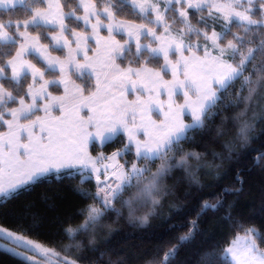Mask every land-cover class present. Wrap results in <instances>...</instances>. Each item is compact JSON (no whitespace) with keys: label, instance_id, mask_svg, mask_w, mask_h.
I'll return each instance as SVG.
<instances>
[{"label":"snow or ice","instance_id":"6c2138e0","mask_svg":"<svg viewBox=\"0 0 264 264\" xmlns=\"http://www.w3.org/2000/svg\"><path fill=\"white\" fill-rule=\"evenodd\" d=\"M18 10L25 14L23 18L5 15ZM126 11L143 22L118 20V15ZM197 14V25L203 27L192 23ZM209 18L214 24L223 21L221 31L214 27L208 31ZM177 23L180 27L173 34ZM157 28L163 33L158 35ZM101 30L107 31L106 37L100 35ZM125 34L123 43L116 39V35ZM193 36L195 42L185 40ZM141 37L151 38L150 42L142 43ZM42 39L48 43H41ZM90 40L97 45L95 59L88 56ZM210 48L217 54L212 55ZM65 49L63 58L52 55ZM118 59L127 60L128 67L121 68L116 64ZM149 63L159 64V68L148 67ZM70 71L80 77L87 74L89 80L95 75V91L85 96V88L80 85L70 91ZM168 74L171 79H165ZM61 85L63 95L49 91ZM128 93L136 98L129 101ZM162 94L167 95V102L160 99ZM179 95L183 96L182 104L177 103ZM85 107L90 113L86 119L79 115ZM54 110L60 115L54 116ZM41 112L43 115L38 114ZM153 112L163 115L160 123L152 119ZM185 114L191 116V123H185ZM259 121H264V0H0V127L7 129L0 132V237L24 249L16 254L27 264H77L81 259L62 256L55 248L26 238L39 235L42 218L35 213L29 217L21 211L14 230L5 226L7 203L42 182L47 173L79 166L81 173L90 172L82 176L89 182L91 173H97L95 193L88 188L73 189L82 199L100 204L82 209L83 222L64 230L66 236L87 239V244L78 241L74 245L79 252L94 248L107 213L123 219L126 210L130 223L139 221L142 225L157 210L162 214L170 197L179 200L182 189L186 199L188 189L203 187L197 173L206 167H219L216 160L231 159L238 144L247 146ZM141 133L143 140L139 138ZM121 134L127 135L125 152L130 153L134 146L138 161L159 160L160 166L152 172L147 164L133 163L128 169L117 165L113 178L101 182L96 165L103 159L115 160L120 152L93 158L86 144L89 140L103 144ZM201 141L203 151H186L183 147ZM209 156L211 161L206 159ZM255 163L264 171V153L255 158ZM236 179L242 186L239 173ZM222 206L219 198L216 203L202 202L196 218L187 224V233L176 237L162 257V246L158 245L150 259L110 257L97 264H133L134 259L142 264H177L181 249L200 234L201 217ZM31 207L26 206V210L30 212ZM173 210L179 214L181 206L173 203ZM140 212L145 214L138 216ZM226 219L237 226L231 213ZM184 226L177 222L169 230ZM258 240L264 243V233L250 227L221 251H217L218 245L201 251L196 264H264ZM16 248L10 250L15 252ZM29 250L31 255L27 254Z\"/></svg>","mask_w":264,"mask_h":264},{"label":"trees","instance_id":"16d2710c","mask_svg":"<svg viewBox=\"0 0 264 264\" xmlns=\"http://www.w3.org/2000/svg\"><path fill=\"white\" fill-rule=\"evenodd\" d=\"M5 15L15 19L17 17L23 18L25 14L22 10H18L15 14L8 13ZM134 16L131 11L122 12L118 15L120 18L137 20L138 17L134 18ZM72 27L76 26L72 25ZM77 29L81 30V28ZM217 29H219V26H217ZM42 40L48 43L47 40ZM126 62L128 65V61ZM160 63H162V60ZM132 66L139 67L140 65L133 64ZM148 66L159 68V64L156 63H149ZM84 80L85 78H82L79 82L83 84ZM93 88L89 86L85 89V92L89 93ZM216 120L218 122L219 117ZM250 137L247 146L238 144L235 147L231 159L216 160L215 165H219V167L212 166L211 169L206 167L197 173L203 187L193 186L188 189L190 195L186 199L183 198L182 189L179 200L170 197L162 214L157 210L156 214L149 217L147 223L142 225L139 221L130 223L127 219L126 210L123 219L117 218L114 213H107L106 218L102 219V228L96 234L94 248L85 247L82 251L77 252L74 245L78 241L87 244V239L82 236L76 238L66 236L64 231L69 227L76 228L83 222L85 217L81 214V210L86 209L89 204L100 207L98 202L91 199H82L73 190L76 187L88 188L91 193L98 190L96 187L97 181L92 175L90 182L82 179V176L87 177L89 175L86 172L81 173L68 169L59 173L47 174L42 178V182L26 192L22 191L18 199L7 203L9 215L7 218L8 223L5 226L10 230H14L16 217L21 211H24V214L29 217L33 213L39 215L42 218V226L38 229L39 235L27 237L38 240L50 248H55L71 259L81 257L77 260L78 264H97L101 260L106 262L110 257L116 259L117 257L127 258L132 256L135 258L136 256H145V258L150 259L156 246H162V257L163 253L175 244L176 237L187 233V224L196 218V213L200 211L202 202L216 203L218 198L222 199V207L214 212L208 211L201 217L200 234L190 244H186L177 257V264H196L201 251L211 249L217 245L219 246L217 251H221L228 247L238 235H244L250 227L264 233V171L255 163V158L264 153V121L256 123L255 130L250 134ZM205 139L207 138L205 137ZM197 140L199 141L200 138L197 137ZM125 145L126 138L121 134L107 142L103 149L109 154ZM183 147L186 151L195 150L199 152L203 151L204 145L201 141L192 145L184 144ZM216 150L220 151L218 147ZM225 156H227V153H225ZM178 158L179 156L176 157V159ZM124 159H128L127 163L131 164L135 161L136 156L131 151L130 153L127 152ZM206 159L208 161L212 160L211 156ZM139 162L141 166L147 164L152 172H155L161 163L159 160L154 163L142 160ZM209 171L211 174H205ZM68 173H72V175H68ZM237 173L243 179L242 186L236 179ZM240 187H242L240 192L226 193L224 191L226 188ZM45 197L49 199L45 200ZM173 203L181 206L179 214L174 210L170 211ZM28 205H32L30 212L26 210ZM229 205H232V207L229 208ZM115 207H119V204H115ZM229 213H231L232 220L237 222L236 227L226 219ZM144 214V212L138 213V216ZM177 222L183 223L185 226L169 230L170 225ZM257 243L259 249L264 250V243L259 240ZM62 248L64 251H61ZM101 253H103V256H101ZM0 264H27V262L24 261V258L0 247ZM133 264H142V262L134 259Z\"/></svg>","mask_w":264,"mask_h":264},{"label":"rangeland","instance_id":"374dc122","mask_svg":"<svg viewBox=\"0 0 264 264\" xmlns=\"http://www.w3.org/2000/svg\"><path fill=\"white\" fill-rule=\"evenodd\" d=\"M161 7H163V4H161ZM80 14H82V11H81ZM169 15H171V14H169ZM199 15H200V14H197V16H196L195 18L192 19V23H193L194 26H197V27H203V25H197V20L199 19ZM203 15H204L205 17H207V11H205V12L203 13ZM136 17H137V16H134V18H136ZM117 19H118V20H121V21L128 22V23H135V24H140V23L143 22L139 17H138L137 20H132V19H131V20H128V19H125V17H123V18L117 17ZM208 23H209V25H210V27H209V29H208L209 32L212 30L213 27L215 28V30H216L217 32L221 31V25H222V23H223L222 20L214 24V23L212 22V20L209 18ZM217 26H219V29H217ZM179 27H180L179 23L173 25V29H172L173 34H175L176 30H177ZM76 30H77V31H80V30H78V29H76ZM89 31H90V29H89ZM233 31H237V29L234 28ZM162 33H163V29H162V28H157V34L159 35V34H162ZM33 35H35V34L33 33ZM100 35L106 37V36H107V31H106V30H101ZM69 38H71V37H69ZM116 39H117V40H120V42L123 43L125 40H127V35H126V34L123 35V36H121V35H116ZM150 39H151V38H149V39H144L143 37H141V42H142V43H149V42H150ZM196 39H197V38L194 37V36L191 37V38H189V37H185V40H186V41L191 40L192 42H195ZM228 39H231V37H228ZM199 42H200L201 44L204 43L203 39H200ZM41 43H45V42H44L43 40H41ZM89 45H90V50L88 51V56H89V57H92V58L95 59V57H96V48H97V45H96V43H95L94 40H90V41H89ZM152 46L155 47L156 45L153 44ZM133 49H134V42H133ZM209 50L212 52V55H216V54H217L216 51L212 50L211 48H210ZM66 54H67V50H66V49H65L64 51H53V52H52V55H53V56H60L61 58H63ZM199 54L202 56V55H203V52L201 51ZM186 55H187V53H186ZM28 58L31 59V57H28ZM77 59H81V57H77ZM173 59H175V57H173ZM225 59H228V57H225ZM126 61H127V60H119V59H118V60H116V64L120 65L121 68H126V67H128ZM33 62H35V61L33 60ZM125 63H126V64H125ZM162 63H163V61H162ZM38 66H40V65H38ZM94 66L97 67L98 71L101 70V69L99 68L98 65H94ZM148 67H150V66H148ZM104 71H106V69H104ZM57 75H59V74L57 73ZM46 78H51V77H46ZM82 78H85V80H84V83H85V84H84V83L82 84V83L79 82V80H82ZM100 79H101V81H103V79H104L103 75L100 76ZM165 79H171V75L168 74L167 76H165ZM29 83H31V80H30V79H29ZM95 84H96V76H95V75H92L91 79L89 80L87 74H85L84 77H80L79 74L76 73L75 71H70V73H69V84H68V88H69L70 91H74V90H75L74 85H80L81 87H84L85 89H86L87 87H89V86H90V88H93V87H94L89 93L84 92V95H85V96H88V95L91 94V92L95 91ZM84 85H85V86H84ZM49 91H52L54 95H63V94H64V86L61 85L58 89H55V90H54L52 87H50V88H49ZM135 98H136V95H135V94H133V93H128V94H127V99H128L129 101H132V100H134ZM160 99L163 100V101H165V102H167V95L162 94V95L160 96ZM176 99H177V103L182 104V103L184 102V99H183V96H182V95L177 96ZM38 114H39V115H43L42 112H41V113H38ZM89 114H90V113H89V110H88V108H86V107H85V108H81V109L79 110V115H80L81 117H84L85 119L87 118V116H88ZM53 115H54V116H59V115H60L59 110H54V111H53ZM151 115H152V119L155 120L157 123H160V121H162L163 118H164L163 115H162L161 113H159V112H153ZM184 121H185V123H191V116L188 115V114H185V116H184ZM137 123H139V120H137ZM4 131H7L6 127H0V132H4ZM123 135H124L125 138H126V144H127V143H128L127 135H126V134H123ZM115 138H116V137H114L113 139H115ZM139 138H140L141 140H143L145 137H144L143 134L141 133L140 136H139ZM113 139H112V140H113ZM107 142H109V141H106L105 143L102 144L99 140H89V141L87 142V144H86V151H87V153H88L90 156H92L93 158L101 157V156H102V157H105V158H106V157H111L112 154H113L114 152H117V151L120 152V155L117 156V157L115 158V160L103 159V160H101L100 163H98V164L96 165L97 168L99 169V173H98V175H99V179H100L101 182H104V181H106V180H111V179L113 178V177H112V172H113V169L116 168L117 165H124L125 169L130 168L131 165H132L133 163H137L139 166H141V165H140V162H139L140 160L138 161L137 159H135V161H134L133 163H131V164H128V163H127L128 159H127V160L124 159V156L127 154V152L124 151V146H123L122 148H120V149L115 150L113 153H109V154L106 153V152L104 151L103 147H104V145H105ZM132 151H133L134 154H135V148H134V146H133V148H132ZM106 165L108 166V167H107V170H105V166H106ZM71 169L81 172V170L79 169V166H77V168H71ZM71 169H70V170H71ZM64 170H68V169H61L60 171H64ZM52 172H56V171L53 170V171H51V172H49V173H52ZM84 172H86L87 174H90L89 171H84ZM49 173H47V174H49ZM47 174H46V175H47ZM91 175L96 179L97 173H91ZM96 181H97V179H96ZM141 213H142V212H140L139 214H141ZM137 215H138V214H137ZM9 230H10V229H9ZM16 234H20V233L17 232ZM238 236L243 237L244 235H238ZM26 238L31 239V238H29V237H27V236H26ZM241 244H243V240H241ZM0 247L3 248V249H6V250H8V251H10V252H12V253H14L15 255H17V254H16L17 252L25 251V250L22 249V248H16V246H15V244H14L13 241H10V240H8V239H6V238H2V237H0ZM47 247H48V246H47ZM13 248H16V251H15V252H13V251L10 250V249H13ZM56 251H57V250H56ZM260 251H264V250L260 249ZM27 254H28V255H31L32 253H31V251L29 250V251L27 252ZM61 255L63 256V254H61ZM18 256H20V255H18ZM20 257L24 258L23 256H20ZM229 259H230V257H229ZM77 264H78V263H77Z\"/></svg>","mask_w":264,"mask_h":264}]
</instances>
